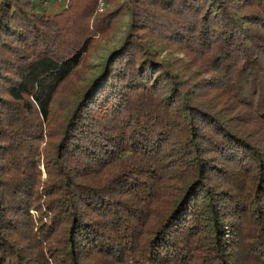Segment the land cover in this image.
<instances>
[{
	"label": "trees",
	"instance_id": "obj_1",
	"mask_svg": "<svg viewBox=\"0 0 264 264\" xmlns=\"http://www.w3.org/2000/svg\"><path fill=\"white\" fill-rule=\"evenodd\" d=\"M0 264H264V0H0Z\"/></svg>",
	"mask_w": 264,
	"mask_h": 264
},
{
	"label": "rangeland",
	"instance_id": "obj_2",
	"mask_svg": "<svg viewBox=\"0 0 264 264\" xmlns=\"http://www.w3.org/2000/svg\"><path fill=\"white\" fill-rule=\"evenodd\" d=\"M126 23L127 17L122 18L118 22L117 26H115V29L111 31L107 37L99 39L98 44L91 50L89 54L88 64L83 68L84 73L80 83H87L91 78L97 75L103 59L114 47L119 44L121 38L123 37Z\"/></svg>",
	"mask_w": 264,
	"mask_h": 264
},
{
	"label": "crops",
	"instance_id": "obj_3",
	"mask_svg": "<svg viewBox=\"0 0 264 264\" xmlns=\"http://www.w3.org/2000/svg\"><path fill=\"white\" fill-rule=\"evenodd\" d=\"M36 5H41L49 15L59 13L65 6V0H35Z\"/></svg>",
	"mask_w": 264,
	"mask_h": 264
},
{
	"label": "built area",
	"instance_id": "obj_4",
	"mask_svg": "<svg viewBox=\"0 0 264 264\" xmlns=\"http://www.w3.org/2000/svg\"><path fill=\"white\" fill-rule=\"evenodd\" d=\"M103 8H104V5L101 3V4H99V6H98V12H102L103 11Z\"/></svg>",
	"mask_w": 264,
	"mask_h": 264
}]
</instances>
